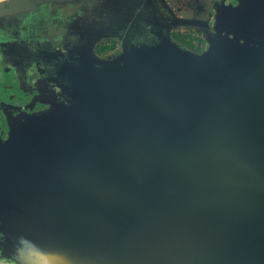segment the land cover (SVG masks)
I'll list each match as a JSON object with an SVG mask.
<instances>
[{
	"label": "flooded vegetation",
	"instance_id": "obj_1",
	"mask_svg": "<svg viewBox=\"0 0 264 264\" xmlns=\"http://www.w3.org/2000/svg\"><path fill=\"white\" fill-rule=\"evenodd\" d=\"M263 40L264 0H77L0 16V260L72 264L69 212L51 206L67 189L134 201L98 121L115 79L128 85L146 66L143 51L192 75L222 67L228 45Z\"/></svg>",
	"mask_w": 264,
	"mask_h": 264
},
{
	"label": "water",
	"instance_id": "obj_2",
	"mask_svg": "<svg viewBox=\"0 0 264 264\" xmlns=\"http://www.w3.org/2000/svg\"><path fill=\"white\" fill-rule=\"evenodd\" d=\"M73 1L0 0V16ZM226 49L222 67L192 75L143 51L131 82L115 79L99 140H115L110 159L134 201L67 189L52 203L69 212L72 264H264V40Z\"/></svg>",
	"mask_w": 264,
	"mask_h": 264
}]
</instances>
